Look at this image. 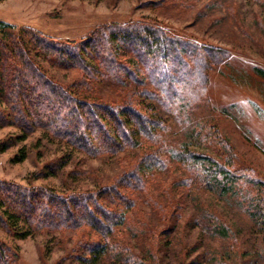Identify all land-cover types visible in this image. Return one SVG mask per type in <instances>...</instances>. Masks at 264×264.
<instances>
[{"label":"rangeland","instance_id":"374dc122","mask_svg":"<svg viewBox=\"0 0 264 264\" xmlns=\"http://www.w3.org/2000/svg\"><path fill=\"white\" fill-rule=\"evenodd\" d=\"M0 21L13 27L0 34L4 45L12 32L23 36L22 29L79 42L101 27L142 23L218 53L207 60L203 90L186 78L177 104L144 101L162 122L157 141L145 139L135 150L90 157L45 130L18 141L19 129L0 126V145L13 142L0 152V181L29 189L86 195L111 186L137 155L155 151L163 162L140 167L144 183L130 190L132 206L109 205L123 221L107 254L88 256L90 243L100 241L88 228L33 229L22 239L0 227V264H264V78L258 72L264 70V0H0ZM23 37L55 82L81 79L80 71L56 66ZM133 64L146 89L156 91ZM113 79L95 81L88 96L120 103L137 86L129 76ZM0 109L8 111L1 92ZM22 146L26 159L12 162ZM194 154L230 165L238 175L234 189L225 190L229 184L222 183L230 181L224 179L219 185L212 176L201 179L209 162L191 160ZM60 160L62 168L50 174L49 165L56 168Z\"/></svg>","mask_w":264,"mask_h":264},{"label":"trees","instance_id":"16d2710c","mask_svg":"<svg viewBox=\"0 0 264 264\" xmlns=\"http://www.w3.org/2000/svg\"><path fill=\"white\" fill-rule=\"evenodd\" d=\"M4 28L13 30L11 25L0 21V34ZM21 33L44 58L56 66L76 69L82 77L71 85L55 82L31 57L24 37L10 33L8 45L0 41V92L8 109H0V126L19 129L22 134L18 141H24L37 129L45 130L90 157L132 151L142 147L145 139L157 141L156 130L162 121L148 113L144 101H157L164 107L177 104L186 78H192L199 85L197 90H203L205 69L209 67L207 60H215L218 54L170 35L160 27L142 23L101 27L79 42H56L28 29H22ZM134 61L159 93L146 89L149 85L132 70ZM258 72L264 78V70ZM124 76L133 78L137 86L124 92L120 103L88 96L93 92L95 81L111 77L121 82ZM191 90L192 86L190 98ZM12 144L8 141L0 145V152ZM26 156L27 148L22 146L12 162H23ZM190 158L195 162L199 158L208 160L209 164L199 175L201 179L206 181L212 176L218 185L224 179L230 181L222 183L229 184L225 190L234 189L238 175L230 165L208 156L194 154ZM160 159L155 151L137 155L131 163L139 162L129 163L128 173L121 174L111 186L86 195L63 196L51 189H29L0 181V227L22 239L33 229L88 228L100 239L89 245L88 256L97 259L108 253L109 238L123 221L118 209H111L109 205L132 206L130 190L144 183L140 167L159 166L163 163ZM62 166V160L56 168L49 165L50 174H56ZM2 256L0 246V263Z\"/></svg>","mask_w":264,"mask_h":264}]
</instances>
